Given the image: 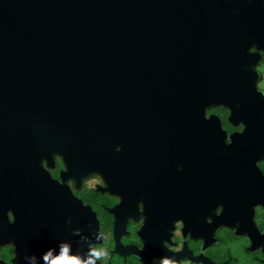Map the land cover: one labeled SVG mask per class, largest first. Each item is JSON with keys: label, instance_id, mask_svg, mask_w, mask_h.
Returning a JSON list of instances; mask_svg holds the SVG:
<instances>
[{"label": "water", "instance_id": "water-1", "mask_svg": "<svg viewBox=\"0 0 264 264\" xmlns=\"http://www.w3.org/2000/svg\"><path fill=\"white\" fill-rule=\"evenodd\" d=\"M231 22L220 0H0L6 227L11 212L29 242V222L46 219L56 243L95 264L92 209L52 181L35 153L59 152L70 172L124 187L130 172L152 171L147 155L191 148L188 127L205 137L206 111L231 103L223 74L211 70ZM211 144L207 153L193 147L222 167Z\"/></svg>", "mask_w": 264, "mask_h": 264}, {"label": "flooded vegetation", "instance_id": "flooded-vegetation-1", "mask_svg": "<svg viewBox=\"0 0 264 264\" xmlns=\"http://www.w3.org/2000/svg\"><path fill=\"white\" fill-rule=\"evenodd\" d=\"M220 2L232 22L211 70L223 74L231 103L206 111L199 125L205 137L196 139L197 127H188L191 148L147 155L152 171L139 178L130 172L124 187L70 172L59 152L35 153L52 181L92 209L100 236L92 244L95 264H264V0ZM196 142L206 153L212 143L226 163L208 167ZM4 176L0 163V264L63 257L83 264L79 248L55 242L46 219L29 222V242L11 212L14 227H6Z\"/></svg>", "mask_w": 264, "mask_h": 264}, {"label": "clouds", "instance_id": "clouds-1", "mask_svg": "<svg viewBox=\"0 0 264 264\" xmlns=\"http://www.w3.org/2000/svg\"><path fill=\"white\" fill-rule=\"evenodd\" d=\"M53 264H77V261L74 258H67L63 257L57 261H53ZM164 264H168L167 261L164 262Z\"/></svg>", "mask_w": 264, "mask_h": 264}, {"label": "snow or ice", "instance_id": "snow-or-ice-1", "mask_svg": "<svg viewBox=\"0 0 264 264\" xmlns=\"http://www.w3.org/2000/svg\"><path fill=\"white\" fill-rule=\"evenodd\" d=\"M243 128V126H241Z\"/></svg>", "mask_w": 264, "mask_h": 264}]
</instances>
